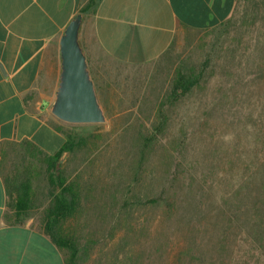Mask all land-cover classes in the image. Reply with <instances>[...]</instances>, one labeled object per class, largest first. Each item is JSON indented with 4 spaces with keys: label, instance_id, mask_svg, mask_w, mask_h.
<instances>
[{
    "label": "rangeland",
    "instance_id": "1",
    "mask_svg": "<svg viewBox=\"0 0 264 264\" xmlns=\"http://www.w3.org/2000/svg\"><path fill=\"white\" fill-rule=\"evenodd\" d=\"M86 55L108 120L65 125L90 144L61 165L82 189V264H239L243 224L262 234L253 256L264 264V0H236L225 22L186 32L157 61ZM181 74L199 84L174 99Z\"/></svg>",
    "mask_w": 264,
    "mask_h": 264
},
{
    "label": "crops",
    "instance_id": "2",
    "mask_svg": "<svg viewBox=\"0 0 264 264\" xmlns=\"http://www.w3.org/2000/svg\"><path fill=\"white\" fill-rule=\"evenodd\" d=\"M236 0H0V168L22 142L48 155L64 145L67 126L50 107L60 74V39L84 14L85 52L127 64L161 58L188 31L225 22ZM66 154L62 156V159ZM0 264H65L45 234L41 213L16 221L0 171Z\"/></svg>",
    "mask_w": 264,
    "mask_h": 264
},
{
    "label": "trees",
    "instance_id": "3",
    "mask_svg": "<svg viewBox=\"0 0 264 264\" xmlns=\"http://www.w3.org/2000/svg\"><path fill=\"white\" fill-rule=\"evenodd\" d=\"M199 80L200 78L194 74L190 76L188 74L179 75L170 92L171 97L178 99L188 94L198 86ZM63 123L68 126L96 124L68 123L64 121ZM64 132L67 139L61 149L54 155L46 154L34 142L25 140L22 142L21 150L15 155L8 167L3 164V160L0 171L7 188L8 208L12 211L16 221L35 211H40L43 232L50 236L61 251L64 263L82 264V249L78 237L79 228L76 225L77 220L83 213L82 189L77 181V174L74 176L65 175L61 165L64 154L73 155L78 149L87 148L90 144L86 137L78 135L72 130H65ZM142 152L144 153L143 150ZM259 188L257 189L255 208H259L261 205L264 206L261 203L257 204L261 202L264 196V190H262L264 186ZM38 189H41V191L38 192ZM241 202L243 206L239 212L243 215L244 221H246L250 210L246 207L245 199ZM245 236L250 237L252 246L240 245L243 241L240 242L239 238ZM251 236L252 233L243 224L237 237L238 245L236 244L241 251L239 264L259 263L253 256V249L258 242L263 241V237L262 234H259L254 240ZM219 238L218 247L225 253L229 235L225 233ZM227 252L230 253L229 251ZM235 253L236 250H234ZM183 256H177L176 261L172 264H190V261H184ZM191 256L192 258L189 259L192 261L197 259L199 264L217 263L214 257L206 260L203 255L195 256V254H190L189 257ZM222 264L233 263L232 260H227V263L222 262Z\"/></svg>",
    "mask_w": 264,
    "mask_h": 264
},
{
    "label": "water",
    "instance_id": "4",
    "mask_svg": "<svg viewBox=\"0 0 264 264\" xmlns=\"http://www.w3.org/2000/svg\"><path fill=\"white\" fill-rule=\"evenodd\" d=\"M84 14L78 13L60 39V74L50 111L68 123H105L108 120L81 42Z\"/></svg>",
    "mask_w": 264,
    "mask_h": 264
}]
</instances>
